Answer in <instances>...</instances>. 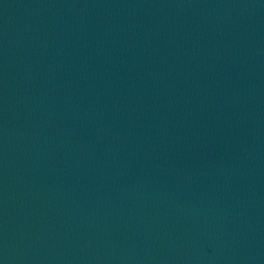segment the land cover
<instances>
[{
	"label": "water",
	"instance_id": "1",
	"mask_svg": "<svg viewBox=\"0 0 264 264\" xmlns=\"http://www.w3.org/2000/svg\"><path fill=\"white\" fill-rule=\"evenodd\" d=\"M0 264H264V0H0Z\"/></svg>",
	"mask_w": 264,
	"mask_h": 264
}]
</instances>
